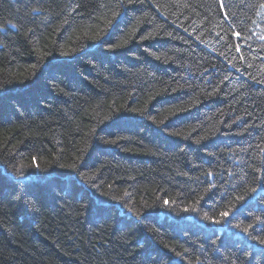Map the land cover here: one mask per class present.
<instances>
[{"label": "trees", "instance_id": "trees-1", "mask_svg": "<svg viewBox=\"0 0 264 264\" xmlns=\"http://www.w3.org/2000/svg\"><path fill=\"white\" fill-rule=\"evenodd\" d=\"M0 264H264V0H0Z\"/></svg>", "mask_w": 264, "mask_h": 264}, {"label": "snow or ice", "instance_id": "snow-or-ice-1", "mask_svg": "<svg viewBox=\"0 0 264 264\" xmlns=\"http://www.w3.org/2000/svg\"><path fill=\"white\" fill-rule=\"evenodd\" d=\"M34 159H35V158H34ZM253 191H255V189H253ZM240 199H243V198L241 197ZM222 215H223V216H227L228 213H227V212H224V213H222Z\"/></svg>", "mask_w": 264, "mask_h": 264}]
</instances>
